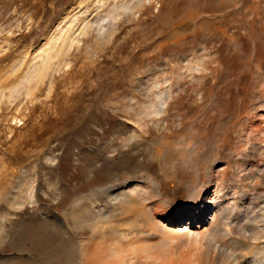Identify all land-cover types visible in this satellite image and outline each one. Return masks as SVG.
Here are the masks:
<instances>
[{
	"label": "rangeland",
	"instance_id": "obj_1",
	"mask_svg": "<svg viewBox=\"0 0 264 264\" xmlns=\"http://www.w3.org/2000/svg\"><path fill=\"white\" fill-rule=\"evenodd\" d=\"M128 181L149 198L110 213ZM195 189L229 214L216 256L261 264L264 0H0V264L156 243L160 224L196 221ZM163 200L191 211L170 222ZM82 205L93 226L76 227Z\"/></svg>",
	"mask_w": 264,
	"mask_h": 264
},
{
	"label": "bare ground",
	"instance_id": "obj_2",
	"mask_svg": "<svg viewBox=\"0 0 264 264\" xmlns=\"http://www.w3.org/2000/svg\"><path fill=\"white\" fill-rule=\"evenodd\" d=\"M101 20L104 21L105 17H102ZM159 108L160 107H158L157 105V108H154L151 111L142 109L143 111L141 110V113L143 114V116L144 115L147 116L154 111H155L154 113H159L160 112ZM139 114L140 113H138V115ZM146 181L147 182H145L144 186L147 188V194L149 192L152 195V197L157 198V201L161 200V191L158 184L151 179ZM131 185L132 183L128 181L119 190L106 193L105 203L106 206L109 207V209L111 208L109 210L110 213H112V211H115L117 209L121 210L122 213L123 212L126 213L131 208L140 205L142 202H144L149 198L148 196H144L140 189L138 188L135 189ZM201 194L202 193L200 189L199 190L195 189V191H193L190 196L191 197L190 199L196 205V210H195L196 221L194 222L193 220H190L188 224L189 226L187 225L188 227L184 226L183 228L172 229V227L169 226V223L160 224L158 226L159 227L158 242L155 243V240H153L154 243L152 244L151 242L148 241L151 240L148 239V235H142V233L137 234L135 232L132 233L130 232L131 234L126 235L125 236L126 238L124 237V239L119 242L108 241V240L104 241L96 237L95 239H93L94 244L90 249H87L86 242H81L80 264H226V260L224 256H219V257L216 256V252H215L216 248L215 247L212 248V245L214 246L215 242L214 244H212V241L214 240L210 239L211 237L210 235L214 232L217 231L219 232V230L221 229H223L224 232H226L225 228H227L230 225V223H228L229 219L227 221L224 219L225 223H228L229 225H225L222 219L224 218L225 215L227 216L229 214H226L224 212V207H222L223 203H220L222 204V206H220L219 204V202H221L220 199H219L220 201L218 200L219 202L217 201L215 203L214 202L211 203L209 201L200 202L202 197ZM167 203L169 204V212L171 213V218H169L170 222H172L173 217L174 219H176L179 218V216H181L182 214L186 213L187 211H191V206L189 203H186L184 205H177L175 203H170V202ZM210 210L212 211V215L208 216L209 214L208 212ZM228 210L229 209H227V211ZM144 212L145 209L141 208L140 213L143 215ZM229 212L231 211L229 210ZM243 212L246 213V211L244 210ZM243 212L240 215L246 217L245 215L247 213L244 215ZM260 213H259V217L261 219L256 218V215L258 217V214H255L254 215L255 217L254 216L253 217L256 219L255 221L261 220V222L260 221L259 222L264 223V211L262 212L261 215ZM237 214L239 218L240 215L239 213ZM73 217L75 218L76 227H80L86 224L93 226L98 221V219L95 220L91 218V214L86 209V205L80 206V208L76 210V212L74 213ZM227 218H229V216H227ZM238 227L236 226V228ZM130 235L131 237H129ZM132 236H135V238H133ZM182 247L188 248L191 252H189L186 256V253L181 251ZM261 264H264V260L261 262Z\"/></svg>",
	"mask_w": 264,
	"mask_h": 264
}]
</instances>
